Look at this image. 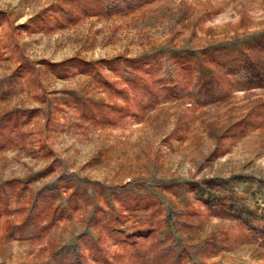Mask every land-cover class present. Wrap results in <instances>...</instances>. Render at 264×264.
<instances>
[{"label": "rangeland", "instance_id": "rangeland-1", "mask_svg": "<svg viewBox=\"0 0 264 264\" xmlns=\"http://www.w3.org/2000/svg\"><path fill=\"white\" fill-rule=\"evenodd\" d=\"M78 1L96 13L50 31L17 34L22 54L9 58L5 37L12 26L26 24L53 5L74 10L75 16L79 10L70 4L72 0H0V11L12 18L8 30L0 28V112L37 109L23 131H42L45 137L48 133L52 150L50 156L37 151L33 136L26 149L10 145L0 152V181L41 172L30 184L32 197L35 190L58 183H74L92 194L89 204L55 224L42 243L13 239L4 232L7 222L19 223L24 217L18 208L26 200L13 203L17 212L0 221V264H90L81 259L80 242L84 236L99 235L94 223L102 213L95 208L107 205L108 190L117 205L122 193L157 196L164 231L142 246L143 252L149 247L148 251L168 256L169 264L177 256L185 264H264V120L250 115L264 101V86L235 91L217 105L167 100L152 108L144 120L121 118L117 125L104 128L90 123L79 127L78 113L69 110L56 130L46 131L50 101L45 94L62 97V92L76 89L109 99L111 92L100 89L102 94L98 93L89 72L57 76L42 63L77 58L101 61L102 71L118 80L116 73L108 72L107 61L119 57L139 59L167 50L183 58L190 55L188 51L202 56L232 46L252 54L256 39L264 38V0H139L140 8L127 16L122 12L98 15L102 0ZM21 58L35 66L41 88L47 89L44 98L30 76L18 71ZM255 63L256 69L250 71L253 82L264 84L257 74V70L264 72V54ZM246 117L250 126L240 137L226 136L233 123ZM51 164L55 168L48 170ZM113 208L120 209L116 204ZM166 247L171 254L158 251ZM124 252L135 251L116 244L110 256L117 264H136L117 258ZM85 253L89 258V249Z\"/></svg>", "mask_w": 264, "mask_h": 264}, {"label": "trees", "instance_id": "trees-1", "mask_svg": "<svg viewBox=\"0 0 264 264\" xmlns=\"http://www.w3.org/2000/svg\"><path fill=\"white\" fill-rule=\"evenodd\" d=\"M134 1H99L101 12L98 15L112 16L116 12H122L125 16L130 15L141 6L139 0ZM70 4L79 10L76 16L74 10L67 11L62 5H53L22 26H12L10 14L0 11V28L4 26L8 30L9 27H14V29L6 31L5 46L9 53L8 57L19 55V58L22 54L16 41L17 34L40 29L50 31L66 26L69 21L75 23L82 16L89 17L96 13L87 3L86 7L78 0H72ZM263 43L264 38L256 39L254 44L259 50L257 48L251 49L250 53L252 54L246 51L242 52L240 48L232 46L216 48L202 56L188 51L190 55L181 58L176 56L173 51L164 50L139 59L119 57L107 61L108 72L116 73L119 81L115 78L112 79L110 74L102 71L101 61L91 62L81 58L60 63L42 61L43 64L48 65V71L57 76H71L72 73L89 72L86 74L92 77L98 93L102 94V91L107 90L111 92L109 99L97 97V94L87 90L82 92L76 89L62 92V97H50L45 94L50 105L46 111L44 129L46 131L56 130L61 124L59 119L69 110L78 113L77 125L79 127H84L90 123L93 126L104 128L117 125V121L121 118L122 121L137 118L144 120L152 108L158 107L167 100L187 99L192 104L200 106L225 103L235 91L254 90L264 86L261 82L254 83L250 72L256 69V58L264 54ZM19 61L18 71L21 75L30 76L32 86H35L36 91L39 92V97L44 98L42 94L47 93V89L46 87L41 88L42 83L35 66L30 63L27 64L22 58ZM172 61H175L178 69ZM182 74L185 76V81L182 80ZM257 74L264 78L263 71L257 70ZM0 100H2V96H0ZM260 103L251 111L250 115L255 114L257 118L264 120V101ZM38 112L37 109L0 112V152L10 145H18L26 149L27 140L33 136L37 140V151L45 156L52 154L47 141L48 133L45 137L44 135L41 136L42 131H23V128L31 123ZM248 117L233 123L226 132V136L235 139L240 137L246 126H250ZM32 153L36 154L35 151ZM54 168V165L51 164L48 170ZM40 175L41 172L0 181V221L2 219L6 221L12 212H17L16 209L12 210L13 203L19 199L26 200V203L18 208L24 215L23 220L19 223L5 222L4 232H8L7 236L12 235L13 239L29 238L42 243L55 224L76 214L84 204H89L92 200V194L87 188L74 185V183L48 185L35 190L34 197L28 195L32 191L30 184ZM63 189H65V195ZM110 192L111 190H108L104 196L105 200L108 201L107 205L98 204L99 207L95 208L97 214L102 213L96 217L94 223L99 235L96 239L92 236H84L86 238L81 239L80 246H82L81 251H83L81 252L82 257L80 255L81 259H87L90 264H117L115 258L110 256V250L113 245L118 244L123 250L127 247L135 251L130 254L125 252L118 254L117 258H121V262L128 259L136 264H169L166 261L168 256L165 257L163 254L148 251L150 250L149 247L145 252L141 250L142 246L151 243L150 241L156 234L164 231L161 230L164 217H161V211L157 208L159 205L157 196L122 193L117 205V198L111 200ZM115 204L120 209L115 210L113 208ZM220 207L218 208L223 211L224 207ZM215 215L220 216L222 214L216 213ZM129 223H134L133 228L135 229L128 228ZM146 223L155 226L148 228ZM16 231H20V233L15 234ZM167 232L166 230L165 233ZM87 249H89V258L85 253ZM158 251H167L171 254V250H167V247ZM160 260L161 262H159ZM170 264L185 263L183 258L177 256L175 261Z\"/></svg>", "mask_w": 264, "mask_h": 264}]
</instances>
